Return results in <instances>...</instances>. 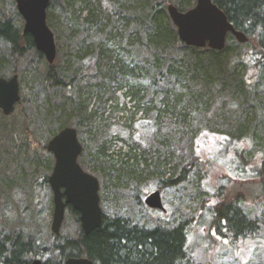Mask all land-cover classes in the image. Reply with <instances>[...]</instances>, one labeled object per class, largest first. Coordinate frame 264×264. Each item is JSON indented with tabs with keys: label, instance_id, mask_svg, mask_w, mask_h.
<instances>
[{
	"label": "trees",
	"instance_id": "16d2710c",
	"mask_svg": "<svg viewBox=\"0 0 264 264\" xmlns=\"http://www.w3.org/2000/svg\"><path fill=\"white\" fill-rule=\"evenodd\" d=\"M169 2L185 11L196 0H51L47 21L57 58L50 64L32 35L24 33L15 0H0V38L9 47L5 57L0 54V71L12 59L22 62L34 54L26 62L31 76L27 93L26 74L11 71L20 74L17 106L25 127L45 137L40 143L44 150L59 131L75 127L84 147L80 164L99 178L101 204L111 208L101 227L85 234L79 212L69 205L81 230L71 237L55 236L54 244L41 237L24 240L23 232L15 231L12 239L0 232V264H29L30 254L46 255L44 264H64L69 257H89L96 264H194L189 222L141 225L128 215L126 197L136 193V203L146 209L140 192L150 188L149 181L161 190L180 187L192 175L201 177L195 151L205 131L224 135L226 145L255 142L264 153V0H214L249 38L240 43L229 34L223 50L182 42ZM119 93L133 104L132 111L120 107ZM228 101L232 114L224 111ZM128 110L126 121L111 122L114 113ZM14 112L5 118L12 119ZM115 141L128 149L111 153ZM235 154L243 169L246 152L235 149ZM262 156L249 180L258 179L263 190ZM46 167L52 173L53 162ZM49 176L43 175L44 182ZM213 214L220 235L237 238L255 228L236 201L215 204Z\"/></svg>",
	"mask_w": 264,
	"mask_h": 264
},
{
	"label": "rangeland",
	"instance_id": "374dc122",
	"mask_svg": "<svg viewBox=\"0 0 264 264\" xmlns=\"http://www.w3.org/2000/svg\"><path fill=\"white\" fill-rule=\"evenodd\" d=\"M8 52V44L0 38V54L5 57ZM32 55L34 54H29L22 62L12 59L11 66L0 71V77L9 78L14 74L11 73L12 70L19 69L23 75L26 74L24 92L27 93L30 90L28 83L31 76L26 69V62L32 60ZM34 66L40 71L44 70L41 64L34 63ZM18 76L20 78V74ZM119 96L120 107L126 105L132 111L133 104L128 103L129 99L120 93ZM231 104L228 101L224 111L232 114L234 111ZM0 111L2 112L1 109ZM22 111V107L16 106L12 119L5 118L9 116H5L3 112V117L0 115V125H5L0 128V232L3 237L11 239L16 236L13 235L15 231L23 232L25 235L20 237L24 240L41 237L46 243L54 244L57 240L55 236L71 237L81 229L76 217L67 210L60 233L56 235L52 231L53 191L50 184L44 182L43 175H50L46 165H50L51 161L55 164V158L47 148H40L45 137L40 132H37L38 135L34 134L32 127H25ZM130 115V111L114 113L111 122H124ZM140 115L141 113L136 120ZM137 132L135 128L133 133ZM227 139L224 135L209 131L200 134L195 164L201 177L192 175L180 187L161 188L167 212L151 209L144 203L147 207L145 209L143 205L136 203V193L126 197L125 207L128 215L139 220L141 225L152 227L158 223L171 225L176 221L189 222L187 243L193 252L194 264H264V189H261L258 179L249 180L255 176L264 153L258 151L255 142L235 141L226 145ZM119 147H123L124 151L128 149L124 142L115 141L111 153L117 155ZM235 149L246 152L244 168L247 169L240 168L241 161L236 156ZM149 187L142 188V199L158 188L155 181H149ZM107 197L106 195L105 199ZM110 197L111 195L108 198ZM230 200L239 205L246 222L255 223L251 232L245 230L237 238L218 234L212 221L214 205ZM101 206L104 213L110 212V205L106 203ZM45 257L46 255H42L39 258L44 262ZM30 258L34 259L35 256L30 254Z\"/></svg>",
	"mask_w": 264,
	"mask_h": 264
},
{
	"label": "water",
	"instance_id": "95a60500",
	"mask_svg": "<svg viewBox=\"0 0 264 264\" xmlns=\"http://www.w3.org/2000/svg\"><path fill=\"white\" fill-rule=\"evenodd\" d=\"M17 10L23 17L24 33L31 34L36 49L43 53L48 63L57 57L55 34L48 25V8L51 0H15ZM169 16L177 28L182 42L188 46L223 50L228 35H233L240 43H247L248 36L238 30L227 14L214 0H196L188 10H180L175 4H168ZM21 100V86L17 74L0 77V109L5 116L11 115ZM47 150L53 154L55 164L49 176L53 191L52 231L60 233L67 207L71 205L80 214V222L85 234L101 227L104 212L101 206L100 180L86 171L79 162L84 147L75 127L68 126L54 135L47 143ZM151 209L167 212L162 192L156 189L144 199ZM29 264H44L35 258ZM64 264H96L89 257H69Z\"/></svg>",
	"mask_w": 264,
	"mask_h": 264
}]
</instances>
